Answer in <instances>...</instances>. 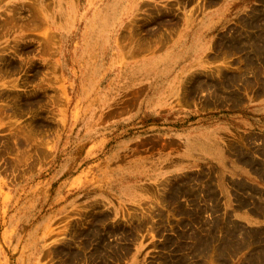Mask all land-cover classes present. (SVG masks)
<instances>
[{"label": "rangeland", "instance_id": "obj_1", "mask_svg": "<svg viewBox=\"0 0 264 264\" xmlns=\"http://www.w3.org/2000/svg\"><path fill=\"white\" fill-rule=\"evenodd\" d=\"M0 264H264V0H0Z\"/></svg>", "mask_w": 264, "mask_h": 264}, {"label": "crops", "instance_id": "obj_2", "mask_svg": "<svg viewBox=\"0 0 264 264\" xmlns=\"http://www.w3.org/2000/svg\"><path fill=\"white\" fill-rule=\"evenodd\" d=\"M251 92H254V90H252Z\"/></svg>", "mask_w": 264, "mask_h": 264}]
</instances>
